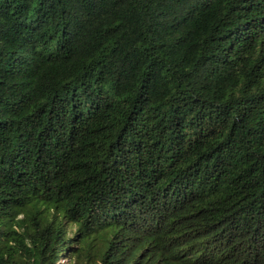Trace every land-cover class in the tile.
Wrapping results in <instances>:
<instances>
[{"label": "trees", "instance_id": "trees-1", "mask_svg": "<svg viewBox=\"0 0 264 264\" xmlns=\"http://www.w3.org/2000/svg\"><path fill=\"white\" fill-rule=\"evenodd\" d=\"M0 264H264V0H0Z\"/></svg>", "mask_w": 264, "mask_h": 264}]
</instances>
